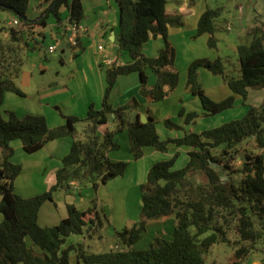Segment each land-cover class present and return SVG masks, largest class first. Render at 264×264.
I'll use <instances>...</instances> for the list:
<instances>
[{
    "label": "trees",
    "instance_id": "1",
    "mask_svg": "<svg viewBox=\"0 0 264 264\" xmlns=\"http://www.w3.org/2000/svg\"><path fill=\"white\" fill-rule=\"evenodd\" d=\"M192 2L194 0H191ZM46 7L37 20H29L26 9L29 0H0V10L10 11L18 23L0 27V108L6 92L23 96L17 84L22 67L35 44L32 30L45 25L51 15L61 23V11L69 10L70 23L83 18L81 0H46ZM118 9L117 45L126 52L130 62L111 64L104 69L102 106L90 104L85 118L63 116L65 121L50 127L41 114L18 117L0 110V264H69V253L75 251L81 264H205V253L217 243L234 248L233 263H243L256 249L264 247V100L260 105H248L246 113L219 125L189 130L181 137L160 139L153 118L143 122L137 114L129 120L128 114L138 102L132 98L126 104L113 108L109 98L117 77L137 72L140 76L139 93L150 102L165 99L178 84L175 52L167 41V27L181 26V17L165 11L166 0H115ZM221 8L206 7L197 22L196 34L207 35V45L217 49V19ZM161 36L164 47L154 57L145 56L142 47L150 38ZM248 42L236 45L238 73L227 70L221 57L213 60L197 58L187 66L186 86L196 95L203 108V116L217 115L234 106L240 98L244 104L248 90L264 89V26H254L248 32ZM155 75L153 85H148L144 70ZM204 68L220 76L231 94L214 101L205 92L198 76ZM184 124H190L199 114L185 112ZM113 116L118 120L111 131L98 133V127ZM87 122L83 139L77 135L76 124ZM169 129H183L169 119L164 120ZM126 130L128 149L134 159L144 155L150 147L167 152L170 147H187L188 160L183 167L174 168L179 151L167 160L157 161L148 169L141 184L139 219L131 227L116 233L119 248L95 253L82 244H68L73 235H89L91 225H100L99 213L93 205L85 210L66 204L67 216L52 226L38 223V211L46 200H52L57 189H70L72 181H87L93 189L118 176H123L128 163L111 161L107 152L117 149L115 133ZM70 136L73 139L69 152L61 159L55 182L42 193L21 197L13 191V180L21 166L11 162V142L19 140L27 153L41 149L48 141ZM251 140V142H249ZM242 143L245 146L239 147ZM237 162L239 164L236 166ZM226 172V180L217 170ZM174 217L170 238L155 237L145 249L133 244L145 231L147 221ZM93 229V228H92ZM234 239L231 240L229 233ZM208 233V234H206ZM206 234L205 236H203Z\"/></svg>",
    "mask_w": 264,
    "mask_h": 264
},
{
    "label": "crops",
    "instance_id": "2",
    "mask_svg": "<svg viewBox=\"0 0 264 264\" xmlns=\"http://www.w3.org/2000/svg\"><path fill=\"white\" fill-rule=\"evenodd\" d=\"M45 1L29 0L26 9L29 20H37L42 16L46 7ZM192 3L196 4V7L191 8L189 0H166L165 3V11L179 15L182 22L181 26L167 27L166 38L174 49L175 66L178 69V84L173 93L161 101H148L139 93V74L132 72L117 77L109 98L113 108L122 106L135 98L138 106L127 115L128 119H134L137 114L141 121L142 117H145L146 121L149 117L153 118L160 139L181 137L184 132L190 129L201 131L218 124L215 123L213 116L202 115L203 108L199 98L190 93L186 86L187 65L193 59L204 57L213 60L219 56L218 44L217 49H211L207 45V35L195 36L197 22L207 7L206 3L198 4V0H194ZM81 4L83 18L78 22L79 34L75 47H71L67 41L71 23L69 10L66 8L61 11L62 21L60 24L53 16L49 15L45 19L43 27L32 30L30 45L34 42L35 47L28 53L17 81L24 95L19 96L13 92L4 94L0 108L3 117H5L6 110L14 112L18 117L26 114H41L46 117L48 125L54 127L65 121L63 116L85 118L90 104H93L96 109L101 108L104 69L111 64H127L130 62V58L126 52L118 49V9L115 0H81ZM13 18H15L14 15ZM261 20L264 25V20ZM99 44L103 46L102 51L98 50ZM164 44L165 41L161 36L152 37L144 43L142 53L145 56L154 57L164 47ZM51 45L55 46V50L48 52V46ZM104 56L109 57L111 63L104 62L102 60ZM144 72L148 85H153L155 82L154 73L148 68ZM198 76L205 92L211 99L214 97L209 93L206 82L209 86L218 87L223 96L222 99L231 94L230 89L220 76L214 75L204 68L199 69ZM263 100L264 89H249L244 104L240 98H237L232 108L214 115V117H218L216 119L226 117L221 123L240 118L248 110L249 104L257 106ZM181 109H184L186 113L195 111L199 116L186 125L184 116L179 115ZM234 110H238V115L234 116ZM166 119L182 126L183 129L167 128L164 124ZM117 122L118 120L111 116L106 124L98 127V133L102 134L106 130H113ZM113 139L118 144V148L109 150L107 156L111 161H126L128 163L123 176L109 180L96 190L87 181H72L68 191L55 190L52 193V200H46L38 211L39 225L52 226L67 216V203L85 210L93 205V200H96L95 210L99 213L100 225H91L89 235L84 232L83 235L69 237L65 246L80 243L85 250L90 251L89 247L92 242L102 245L100 231L105 225L108 227V234L113 237L115 246L116 233L124 227H131L139 219L141 184L146 180L150 166L157 161L169 159L176 150L180 153L175 163L177 168H180L178 167L179 161L182 166L188 160V149L184 146L170 147L167 152L146 147L144 155L139 159H134L128 149L129 141L126 130L115 133ZM72 142L73 139L70 136L59 137L48 141L41 149L27 153L23 150L19 140L12 141L13 155L10 160L21 166V172L13 180V191L21 197H32L48 189L55 182L56 170L61 167V159L69 152ZM158 223H164L166 226L164 231L168 230L172 235L174 217L166 220L147 221L145 231L133 244V247L140 249L139 243L141 239H144L145 233ZM159 231L158 235H160ZM152 234L151 239H146L147 245L158 236L155 233ZM69 261L81 264L76 260L75 251L69 253ZM243 264H264V260L249 254Z\"/></svg>",
    "mask_w": 264,
    "mask_h": 264
},
{
    "label": "rangeland",
    "instance_id": "3",
    "mask_svg": "<svg viewBox=\"0 0 264 264\" xmlns=\"http://www.w3.org/2000/svg\"><path fill=\"white\" fill-rule=\"evenodd\" d=\"M206 3L207 7L210 8H221V15L217 19V37H218V48L219 56L222 58L227 70L233 71V73H238V60L237 54L235 51V45L240 42H248L249 38L247 32L254 26H264L261 22L264 20V0H198V4ZM189 6L192 8L196 7V4L193 5L192 1L189 0ZM13 15L10 11L0 10V27L5 24L8 20L12 19ZM229 27V28H228ZM228 28V29H227ZM194 60V59H193ZM188 66V65H187ZM202 69V68H201ZM235 69V70H234ZM199 71V70H198ZM208 86V91L213 95L214 100H221L223 98L221 92L217 86ZM256 101V100H255ZM238 115V110H234V116ZM215 120V123L220 124L222 120H225L226 117H221V119H216L218 117H212ZM208 119V120H213ZM229 119V118H227ZM220 120V121H219ZM220 122V123H219ZM217 124V125H218ZM77 135L79 139H83V132L87 127V122L84 120L76 124ZM251 142V140L249 141ZM245 146V143L239 145V147ZM178 159V158H177ZM239 164L237 162L236 166ZM178 167L181 166L179 161ZM174 168L177 166L174 165ZM217 170L221 173L222 179L226 180V172L222 170L221 167H217ZM104 199V198H103ZM106 201V199H104ZM164 223L155 224V226L149 229L144 235V239H141L139 243L141 246L140 249H145L148 247L146 244L147 238H152V233H158L156 235L162 236L165 238L171 237V233L168 230L164 231L166 228ZM164 226V227H163ZM108 227L105 225L104 228L100 231L102 235V245L98 243H91L89 247L90 252L100 253L108 251L116 246H114L113 237L108 234ZM208 234V233H206ZM204 234L203 236H205ZM231 240L234 239L233 233H229ZM98 238V237H97ZM114 246V247H113ZM234 254V248L225 243H217L211 246L209 251L205 253V264H232V256ZM253 257H260L264 260V247L262 243H256V249L251 253ZM70 264L72 261H69ZM243 264V263H239Z\"/></svg>",
    "mask_w": 264,
    "mask_h": 264
},
{
    "label": "built area",
    "instance_id": "4",
    "mask_svg": "<svg viewBox=\"0 0 264 264\" xmlns=\"http://www.w3.org/2000/svg\"><path fill=\"white\" fill-rule=\"evenodd\" d=\"M18 23L17 19L16 18H13L10 20V22H7V25L8 26H14ZM78 34H79V26H78V23L76 22H72L70 24V30L67 34V41L69 43V45L71 47H75L77 45V42H78ZM98 50L102 51L103 50V46L101 44H99L98 46ZM55 50V46L54 45H51V46H48V52H52ZM102 60L104 62H107V63H111V60L109 57H103ZM115 248H119V245H116Z\"/></svg>",
    "mask_w": 264,
    "mask_h": 264
},
{
    "label": "water",
    "instance_id": "5",
    "mask_svg": "<svg viewBox=\"0 0 264 264\" xmlns=\"http://www.w3.org/2000/svg\"><path fill=\"white\" fill-rule=\"evenodd\" d=\"M141 119H142V121H143V122H145V121H146V118H145V117H142Z\"/></svg>",
    "mask_w": 264,
    "mask_h": 264
}]
</instances>
